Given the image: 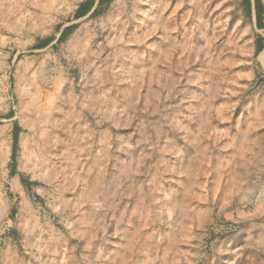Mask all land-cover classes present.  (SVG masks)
I'll use <instances>...</instances> for the list:
<instances>
[{
    "label": "rangeland",
    "instance_id": "rangeland-1",
    "mask_svg": "<svg viewBox=\"0 0 264 264\" xmlns=\"http://www.w3.org/2000/svg\"><path fill=\"white\" fill-rule=\"evenodd\" d=\"M99 3L0 0V264H264L256 0Z\"/></svg>",
    "mask_w": 264,
    "mask_h": 264
},
{
    "label": "trees",
    "instance_id": "trees-1",
    "mask_svg": "<svg viewBox=\"0 0 264 264\" xmlns=\"http://www.w3.org/2000/svg\"><path fill=\"white\" fill-rule=\"evenodd\" d=\"M110 0H100L99 3V7L104 5L105 3L109 2ZM246 3L248 5H251V0H246ZM94 4L93 2L84 4L80 7V11L77 14V18H82L85 17L93 8ZM256 25L257 28L262 30L264 29V8L262 7L261 3L256 0ZM99 13V10H96L94 15H97ZM76 29V26H71L66 28L63 33L61 34V37L59 39V42H63L71 33H73ZM259 41L261 42L260 48L258 49V54H260L263 50H264V39L262 37H259ZM13 113L11 114V118H12ZM19 133H20V128L18 125H15L14 128V134H13V153H12V159L13 162L15 163V159H16V151L18 149V140H19ZM22 184L24 186V188H26V190L30 191V189L32 188V186H37L38 183H31L28 180L22 179Z\"/></svg>",
    "mask_w": 264,
    "mask_h": 264
},
{
    "label": "crops",
    "instance_id": "crops-1",
    "mask_svg": "<svg viewBox=\"0 0 264 264\" xmlns=\"http://www.w3.org/2000/svg\"><path fill=\"white\" fill-rule=\"evenodd\" d=\"M263 23H264V21H263ZM259 31H264V29H262V30L259 29Z\"/></svg>",
    "mask_w": 264,
    "mask_h": 264
},
{
    "label": "bare ground",
    "instance_id": "bare-ground-1",
    "mask_svg": "<svg viewBox=\"0 0 264 264\" xmlns=\"http://www.w3.org/2000/svg\"><path fill=\"white\" fill-rule=\"evenodd\" d=\"M5 135V134H4Z\"/></svg>",
    "mask_w": 264,
    "mask_h": 264
}]
</instances>
